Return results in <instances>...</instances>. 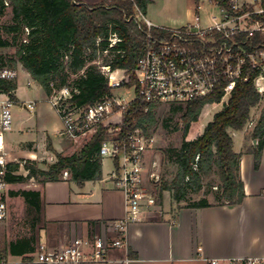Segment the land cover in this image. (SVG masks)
<instances>
[{
    "label": "trees",
    "instance_id": "obj_1",
    "mask_svg": "<svg viewBox=\"0 0 264 264\" xmlns=\"http://www.w3.org/2000/svg\"><path fill=\"white\" fill-rule=\"evenodd\" d=\"M74 0H0V18L11 7L13 18L8 24H0V50L15 48L11 56L0 53V67L17 68L21 64L37 80L50 97L55 89L69 86L73 95L70 101L77 107H86L98 100L112 96L108 78L103 73V64L112 68L126 69L131 80L128 86L137 82L135 70L138 60L148 49L149 29L143 21L132 18L136 7L146 12L149 0H102L98 4H74ZM77 1V0H76ZM199 3V0H196ZM153 35L162 36V30L153 27ZM120 38L110 46L111 38ZM106 53V54H105ZM73 76H76L75 78ZM16 80L0 78V93H9L14 101ZM223 90L219 89L208 96L177 103L171 115L164 120V126L177 131L183 126L184 140L180 147L162 148L163 165L177 166L172 180L164 171L156 184L158 203H164V192L170 191L173 201L181 206L205 207L211 203L207 197L188 202V193L200 192L205 178L218 175L219 185L214 197L219 204L240 203L245 197L244 181L240 175L241 153L234 150L232 130H243L252 110L260 104L262 95L252 80L239 83L231 96L224 102L220 111L214 114L201 134L187 140L192 123L197 122L207 104L221 103ZM144 111V105L137 100L124 111V123L142 126L149 133V127L156 123L155 108ZM178 120L175 122V117ZM251 138L257 145L251 149L255 166L261 163L264 149V109L251 131ZM106 128L99 127L94 135L78 151L65 155L52 144L49 149L55 159L42 168L35 160H25L26 175L18 174L20 164H10L7 180L11 184L24 183L36 179L40 183L60 181L64 172L78 184L86 180L102 177V158L99 150L107 138ZM212 186V183H209ZM20 195L27 205V226L29 236L8 242L0 240V264L10 254L22 255L31 260L30 253L36 251L38 234L47 220L44 217L42 193L35 189L10 191Z\"/></svg>",
    "mask_w": 264,
    "mask_h": 264
},
{
    "label": "built area",
    "instance_id": "obj_2",
    "mask_svg": "<svg viewBox=\"0 0 264 264\" xmlns=\"http://www.w3.org/2000/svg\"><path fill=\"white\" fill-rule=\"evenodd\" d=\"M209 2L219 9L209 22L203 21L197 3L192 19L178 27L157 25L136 7L132 18L147 25L149 44L135 70L134 99L113 93L86 107H77L70 101L73 92L69 86L55 89L50 96L63 122L62 135L76 141L88 137L89 140L99 127L106 128L108 136L101 144L99 156L113 160L111 177L125 195L126 214L109 222L115 237L76 238L58 250H50L41 243L34 254L36 263L107 264L111 261L109 250L126 245L129 225L140 220L146 210L161 208L157 191L146 185L144 177L146 157L154 148L156 137L140 125L124 123V111L132 102L141 101L144 111L149 112L154 104L187 103L219 89L223 90L221 102H225L239 83L250 80L264 95V0ZM153 27L162 30L163 35H153ZM117 40L112 43L111 38L110 46ZM101 69L113 90L130 88L131 77L126 69L112 68L110 64L101 65ZM18 75L17 68L0 67V78L17 80ZM3 94L7 99L0 102V222L10 214L11 183L7 176L14 162L5 139L13 128V100L9 93ZM115 117L118 119L114 120ZM253 125L251 116L247 126ZM64 176H69L68 171ZM241 263L264 264V257H246Z\"/></svg>",
    "mask_w": 264,
    "mask_h": 264
},
{
    "label": "crops",
    "instance_id": "obj_3",
    "mask_svg": "<svg viewBox=\"0 0 264 264\" xmlns=\"http://www.w3.org/2000/svg\"><path fill=\"white\" fill-rule=\"evenodd\" d=\"M77 1L94 5L102 0ZM194 4L196 7L197 4ZM152 5L148 3L145 17L157 25H167L160 23L161 17L152 9ZM192 17L193 12L185 21L172 20L176 24L174 27L186 24ZM17 69L19 75L16 83L19 82L20 73L33 78L21 64ZM34 104L29 101L24 106L32 109ZM58 120L57 134L62 136L63 122L59 114ZM250 130L246 126L243 130L231 131L234 150L241 153L240 175L244 181L245 197L240 203L219 204L210 201V206L192 207L178 206L174 201L165 206L164 201L159 210H146L140 220L129 225L126 245L111 248L108 252L111 261L107 264H243L241 260L246 257H264V149L260 166L256 168L251 149L257 144L251 138ZM237 133L242 134L239 150L235 147L234 139ZM5 139L11 155L12 148L6 134ZM70 140L63 149L53 147L65 155H72L81 147L76 140ZM22 152L35 160L37 151L34 148L22 149ZM113 169L114 164L107 175L102 170L101 178L86 180L83 184H78L69 175L60 181L45 184L38 181L31 188L42 193L44 217L47 220L39 230L36 251L41 243L50 250H58L76 238L116 236L109 222L125 216L126 200L112 180ZM36 251L29 254L31 260L10 254L3 264H39L34 261Z\"/></svg>",
    "mask_w": 264,
    "mask_h": 264
},
{
    "label": "rangeland",
    "instance_id": "obj_4",
    "mask_svg": "<svg viewBox=\"0 0 264 264\" xmlns=\"http://www.w3.org/2000/svg\"><path fill=\"white\" fill-rule=\"evenodd\" d=\"M152 3V9L158 12L161 17L160 23L167 24L161 25L165 27H174V22L181 21L195 14L197 4L196 0H154ZM219 13V9L212 5L209 0H199V14L202 16L204 22H209L211 17ZM13 13L11 7H8L6 14L0 18V24H8L12 22ZM171 21V22H170ZM172 24V25H170ZM117 40L116 37H112V43ZM118 41V40H117ZM0 53L11 56L15 54V48H7L0 50ZM106 54V53H105ZM103 58V57H102ZM99 58V64L103 65V59ZM20 64H18L19 67ZM17 67V68H18ZM74 78L76 76H73ZM30 80V82H28ZM71 89V88H70ZM115 95L124 97L128 100H132L135 97L134 86L130 88H116L113 90ZM15 95L16 100L13 101L12 112H13V130L8 131L7 141L10 144L11 157L14 162L19 163L20 167L16 171L18 174L26 175L28 171L25 168V160H33L29 158L26 152H22V149L28 150L34 148L36 153L35 161L42 168H47V164L52 162L55 154L49 149V145L52 144L58 149H63L64 145H68L71 142V138L57 134V128L60 125L58 120V113L52 103L49 101L48 95L46 94L43 86L34 78L20 73L19 82L17 83ZM7 99V95L0 93V100ZM34 102L32 109L25 108L24 104L28 102ZM177 103L164 102L156 106V123L149 127V133H152L156 137V144L154 148L147 154L146 157V171H144V177L146 185L151 190H157L156 184L160 181L164 171H167L166 177L172 180L177 172V166L173 164H167L164 166L161 163V149L166 147H180L183 140V126L177 131H171L164 126V120L171 115L172 108ZM224 102L207 104L197 122L192 123L187 140L195 139L199 134L202 133L204 126L213 119L214 114L220 111L223 107ZM264 109V95L262 96L261 102L252 110V118L257 123L259 116ZM115 117L114 120H117ZM178 120V116L175 117V122ZM247 128L252 130L254 125ZM250 130V131H251ZM239 135V136H238ZM241 133H237L234 137L235 147L237 150L241 148L240 138ZM89 138V137H88ZM86 139H80L76 144L82 147L88 141ZM87 140V141H86ZM79 143V144H78ZM159 165H156V162ZM113 160L110 157L103 158L102 170L105 175L112 170ZM161 165V166H160ZM153 175H158V182H153ZM65 177V176H64ZM38 181L36 179H30L24 183L11 184L10 191H19L21 189H31L35 186ZM205 185L203 189L196 193L189 191L188 201H198L203 197H207L209 201L216 202L214 192L217 191L219 185L218 175L214 174L210 178H205ZM212 183V186L209 185ZM10 197V214L4 222H0V240L5 237L9 240H17L21 237L29 235V229L27 226V205L24 199L20 195H12ZM165 206L173 203V197L170 191L164 192ZM183 205L185 203H182ZM159 215V214H158Z\"/></svg>",
    "mask_w": 264,
    "mask_h": 264
},
{
    "label": "water",
    "instance_id": "obj_5",
    "mask_svg": "<svg viewBox=\"0 0 264 264\" xmlns=\"http://www.w3.org/2000/svg\"><path fill=\"white\" fill-rule=\"evenodd\" d=\"M74 2V4H80L78 1H76V0H74L73 1ZM257 142H258V140L257 139H254V144H257ZM161 163H163V156H162V154H161ZM159 165V162L157 161L156 162V165ZM161 166V165H160ZM158 178H159V176L158 175H153V182H155V183H157L158 182Z\"/></svg>",
    "mask_w": 264,
    "mask_h": 264
}]
</instances>
